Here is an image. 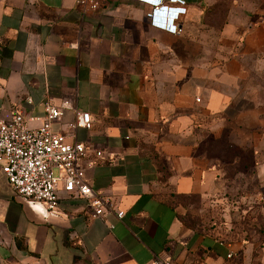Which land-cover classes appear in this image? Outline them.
<instances>
[{
  "label": "crops",
  "instance_id": "0c3cea01",
  "mask_svg": "<svg viewBox=\"0 0 264 264\" xmlns=\"http://www.w3.org/2000/svg\"><path fill=\"white\" fill-rule=\"evenodd\" d=\"M77 1L0 0V120L41 117L46 100L90 113V129L73 127L63 109L52 130L89 147L91 187L125 215L93 218L64 191L49 212L17 195L0 163V264H264V242L187 227L179 212L221 185L209 153L222 140L254 154L264 177V105L244 90L264 68V0H231L217 29L218 0H184L176 34L152 26L140 0Z\"/></svg>",
  "mask_w": 264,
  "mask_h": 264
},
{
  "label": "built area",
  "instance_id": "2783aa9c",
  "mask_svg": "<svg viewBox=\"0 0 264 264\" xmlns=\"http://www.w3.org/2000/svg\"><path fill=\"white\" fill-rule=\"evenodd\" d=\"M150 6L149 20L154 27L170 33H180L179 16L186 13L184 0H140ZM80 6L96 11L99 0H78ZM199 101V99H197ZM44 115L26 116L14 110L8 120H0V163L10 185L17 195L33 202L43 203L47 211L57 209L60 191L83 199L91 208L93 218H102L114 211L119 219L125 213L112 207L109 199L98 195L87 179V169L95 161L88 156L89 147L82 142L68 144L65 138L52 130L59 121L62 110L73 109L69 101L57 106L46 100ZM75 111L73 127H92L90 113ZM39 122L37 126H31ZM100 151L95 153L101 157ZM231 256V255H229ZM150 264H177L170 260L155 259ZM201 264H207L205 262Z\"/></svg>",
  "mask_w": 264,
  "mask_h": 264
},
{
  "label": "rangeland",
  "instance_id": "374dc122",
  "mask_svg": "<svg viewBox=\"0 0 264 264\" xmlns=\"http://www.w3.org/2000/svg\"><path fill=\"white\" fill-rule=\"evenodd\" d=\"M231 0H218L208 10L211 27L217 29L225 21ZM264 105V68L249 75L244 88ZM213 145V144H212ZM219 147V146H218ZM220 149V148H219ZM218 149V150H219ZM220 153L213 147L211 156L218 158L223 167L221 185L207 198L193 197L181 201L180 218L187 227L213 232L225 240L264 242V177L261 171L251 169L254 154L223 147ZM256 162L264 163V147ZM236 160L237 164L232 165ZM252 165V166H251ZM179 203V202H178Z\"/></svg>",
  "mask_w": 264,
  "mask_h": 264
},
{
  "label": "trees",
  "instance_id": "16d2710c",
  "mask_svg": "<svg viewBox=\"0 0 264 264\" xmlns=\"http://www.w3.org/2000/svg\"><path fill=\"white\" fill-rule=\"evenodd\" d=\"M219 147L221 146V148H222V146L223 147H228L229 149H232V148H234V150L236 151V152H238V153H242V151L240 150V148L239 147H237V146H235V145H233V144H229L226 140H222L221 141V144L220 145H218ZM254 164V162L252 163V165ZM251 165V166H252ZM183 222V221H182ZM184 223V222H183ZM197 230V229H196ZM201 231V230H200Z\"/></svg>",
  "mask_w": 264,
  "mask_h": 264
}]
</instances>
